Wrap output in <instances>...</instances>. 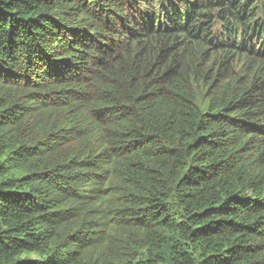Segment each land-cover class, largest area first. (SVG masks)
Segmentation results:
<instances>
[{"label":"trees","instance_id":"trees-1","mask_svg":"<svg viewBox=\"0 0 264 264\" xmlns=\"http://www.w3.org/2000/svg\"><path fill=\"white\" fill-rule=\"evenodd\" d=\"M0 264H264V0H0Z\"/></svg>","mask_w":264,"mask_h":264},{"label":"rangeland","instance_id":"rangeland-1","mask_svg":"<svg viewBox=\"0 0 264 264\" xmlns=\"http://www.w3.org/2000/svg\"><path fill=\"white\" fill-rule=\"evenodd\" d=\"M214 56H217V57L219 56V57H221V53H220V52H215V53H214V55H213L212 57H214ZM237 61H238V60H236V62H237ZM238 62H239V63H238ZM238 62H237V64H235V66H236V69H240V68H241V66H243V64H244V63H243V64H241V62H240V61H238Z\"/></svg>","mask_w":264,"mask_h":264}]
</instances>
